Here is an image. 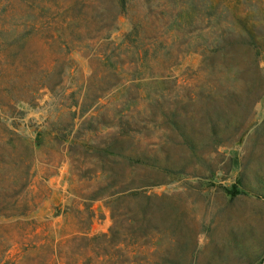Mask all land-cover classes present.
Here are the masks:
<instances>
[{"label": "rangeland", "instance_id": "1", "mask_svg": "<svg viewBox=\"0 0 264 264\" xmlns=\"http://www.w3.org/2000/svg\"><path fill=\"white\" fill-rule=\"evenodd\" d=\"M206 6L0 0V264L263 260L264 51L202 67Z\"/></svg>", "mask_w": 264, "mask_h": 264}, {"label": "trees", "instance_id": "2", "mask_svg": "<svg viewBox=\"0 0 264 264\" xmlns=\"http://www.w3.org/2000/svg\"><path fill=\"white\" fill-rule=\"evenodd\" d=\"M120 5L124 7L125 0H120ZM206 9L209 35L206 44L199 46L201 66L208 67L210 72L220 68L229 70L238 59L234 52L241 51L252 53L253 64L258 69L256 58L264 51V2L207 0ZM197 15V20H201ZM128 159L140 162L132 156Z\"/></svg>", "mask_w": 264, "mask_h": 264}, {"label": "water", "instance_id": "3", "mask_svg": "<svg viewBox=\"0 0 264 264\" xmlns=\"http://www.w3.org/2000/svg\"><path fill=\"white\" fill-rule=\"evenodd\" d=\"M259 264H264V258H263V260Z\"/></svg>", "mask_w": 264, "mask_h": 264}]
</instances>
